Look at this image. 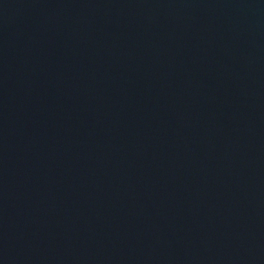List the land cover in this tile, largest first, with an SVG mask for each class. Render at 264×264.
I'll return each mask as SVG.
<instances>
[{
  "label": "water",
  "instance_id": "obj_1",
  "mask_svg": "<svg viewBox=\"0 0 264 264\" xmlns=\"http://www.w3.org/2000/svg\"><path fill=\"white\" fill-rule=\"evenodd\" d=\"M0 264H264V0H0Z\"/></svg>",
  "mask_w": 264,
  "mask_h": 264
}]
</instances>
